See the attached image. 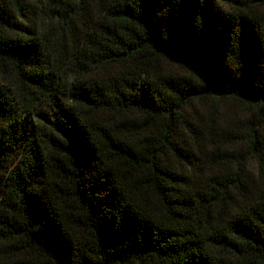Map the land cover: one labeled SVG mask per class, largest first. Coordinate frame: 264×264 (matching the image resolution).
<instances>
[{"label":"trees","instance_id":"1","mask_svg":"<svg viewBox=\"0 0 264 264\" xmlns=\"http://www.w3.org/2000/svg\"><path fill=\"white\" fill-rule=\"evenodd\" d=\"M0 264H264V0H0Z\"/></svg>","mask_w":264,"mask_h":264}]
</instances>
